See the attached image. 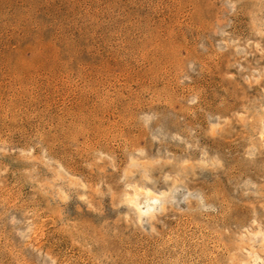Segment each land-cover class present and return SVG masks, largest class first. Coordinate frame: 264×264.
I'll return each instance as SVG.
<instances>
[{
    "label": "rangeland",
    "instance_id": "374dc122",
    "mask_svg": "<svg viewBox=\"0 0 264 264\" xmlns=\"http://www.w3.org/2000/svg\"><path fill=\"white\" fill-rule=\"evenodd\" d=\"M263 131L264 0H0V264H264Z\"/></svg>",
    "mask_w": 264,
    "mask_h": 264
},
{
    "label": "bare ground",
    "instance_id": "6f19581e",
    "mask_svg": "<svg viewBox=\"0 0 264 264\" xmlns=\"http://www.w3.org/2000/svg\"><path fill=\"white\" fill-rule=\"evenodd\" d=\"M264 132V131H263ZM262 139H264V133L262 134ZM186 181V180H185ZM138 188V187H137ZM152 190V189H151ZM150 190V191H151ZM140 191V190H138ZM150 191H144L145 194H138L137 191H135L134 193V197H132L130 199V201L134 202L135 201V205H137L138 207H141L142 206V211L147 214V213H150L151 210H152V206H153V203L156 202V201H159L160 199V196L159 194L157 193H154V192H150ZM133 194V193H132ZM161 200V199H160ZM187 200V199H186ZM131 204V203H130ZM258 261V259L256 260Z\"/></svg>",
    "mask_w": 264,
    "mask_h": 264
}]
</instances>
